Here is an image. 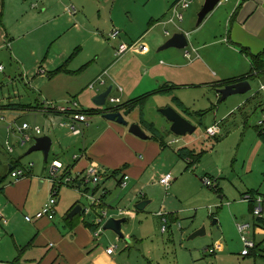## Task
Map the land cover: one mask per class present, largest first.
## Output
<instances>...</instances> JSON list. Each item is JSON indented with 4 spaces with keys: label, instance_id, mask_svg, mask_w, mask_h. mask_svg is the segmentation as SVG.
Wrapping results in <instances>:
<instances>
[{
    "label": "rangeland",
    "instance_id": "rangeland-1",
    "mask_svg": "<svg viewBox=\"0 0 264 264\" xmlns=\"http://www.w3.org/2000/svg\"><path fill=\"white\" fill-rule=\"evenodd\" d=\"M48 1L0 0V67L3 69L0 71V104L2 107H15L19 104H31V102L38 104L37 95L39 92L35 90L38 85L34 82L39 79L36 77L41 68H35L37 58H39L41 66L45 64L46 58L47 61H53L54 66L60 65L66 59L73 60L74 64L71 67H75L76 64L86 65L88 69L84 71L85 75L83 76H90L92 71L97 72L99 67L95 63L98 62V58H103L101 61L103 63L107 56H111L114 47L120 42L110 40L109 35L115 29L111 19L118 20L121 25L117 26V29L123 33L124 31L128 33V29L129 32L131 29L139 36L144 35L142 38H145L142 40L151 47L153 53L169 57V54L175 51L181 52L184 56L186 51L191 50L190 46L182 51L169 48L162 52H160V48L163 45L157 46L161 42H168L176 33H183L184 30L197 27L199 12L205 4V0L193 1L191 8L183 12L186 21L177 24L182 32L177 30L176 26L170 25L168 29L171 36L166 37L163 29L160 30L157 27L159 23L152 20H159L157 15L161 16L163 12L159 0L150 2H146L147 0H121L117 5L114 4V0L107 2L98 0L90 1L86 7L84 0H51L54 2L52 9L47 5ZM33 6H37V8L34 9ZM71 6H76L79 12L73 18L65 13V9ZM155 10L156 12H153ZM47 11L45 16L44 13ZM112 13L113 16H111ZM79 16H83V19L79 20ZM194 18L197 20L195 25L192 22ZM55 19H59V26L55 23ZM218 22V20H214L207 26L214 27ZM205 23L207 22L203 24ZM122 26H127V28ZM215 55L226 57L219 51L215 52L213 57ZM136 58L138 59V57ZM136 63L140 65L141 61L138 60ZM167 65L169 64L167 63ZM25 66L27 69L24 68ZM137 70L135 67L129 76H134ZM105 74L108 75V72ZM105 74L103 72L102 76H99L104 79L105 85L97 84L91 88L99 79L97 78L92 81V85L88 86L87 94L89 95L87 98L89 101L82 100L81 103L86 112L99 111L94 100L96 96L107 91L110 85L109 76L105 79L107 76ZM187 81L185 79L183 84L186 82L185 84L189 85L184 84L185 86L182 88L174 89L171 96L149 97L144 105L135 109L134 113L126 119L131 125L135 124L134 120L141 116L145 122L153 124L163 131L170 130L171 127L163 116L162 110L171 107L197 127V131L193 135H186V137H176L172 134L173 139L179 140V143L167 145L168 147L164 149L165 154L162 156L163 160L156 161L150 167L148 179L142 181L141 185L131 184L129 181L128 188L121 189L119 183L125 175L122 166L119 170H114L120 171V175L111 177L100 188L92 183L84 184L81 191L64 186L60 190V193L63 194H59L58 197L60 200V214L57 218L60 224L58 225H63L65 218L69 215V208L66 205L72 199L76 198L79 200V206L86 208L92 205L93 202L90 198L95 196L96 199L103 200L107 206L124 207L130 210L129 219L123 228L125 236L128 237L126 241L119 238L112 230L104 232L100 238L106 237L105 244L110 247L117 245L116 251L120 252L119 256L126 257L131 264H264L262 260L242 256L244 235L238 229L239 225L253 221L250 203L244 200L245 195L250 189L259 186L264 181H260V176L262 179L264 178L262 175L264 172V150L258 154L259 156L254 162V172L250 168L251 154L260 141L259 130L264 127V108L257 106L264 99V93L258 92L259 84L254 82L252 91L247 96L255 94L259 100L247 101L246 105L238 106L239 100L242 101L243 98H246L245 95H233L222 101L215 94L214 89L207 85H200L201 80L192 81V83ZM128 82L132 81L128 80ZM142 82L139 80V83ZM123 84L121 83V87L124 86ZM121 87L119 90H123ZM117 93L116 88L112 95L117 96ZM174 97L179 98L183 105L178 106ZM69 98L72 99V97ZM42 103L45 102L42 101ZM117 107L118 105L108 102L103 110ZM232 108L235 110L228 114ZM226 114L228 115L226 116ZM4 115L5 120L0 121V160L5 158L14 162L15 165L19 162V165L23 167L34 163V174L42 176L47 181L49 180L48 169L56 155L60 157L59 160L72 162L73 153L77 152L78 154L83 149V145L79 146L78 142L83 138L94 140L95 135L104 134L109 125V122L104 118L95 114L89 115L88 122L95 120L92 130L85 131L84 135L78 137L75 141L77 145L61 148L58 143L63 140L66 142V136L62 133L65 130L60 128L61 119L58 116L36 112V110L6 111ZM217 121L221 125L222 132L215 140L209 138L207 129ZM24 123L28 124L30 128L39 126L44 130L42 136H49L53 140L54 147L48 164L42 152L27 155L32 149L34 140L25 146L19 144L18 141L23 135L19 128ZM10 124L14 130L8 135L6 127ZM141 127L144 126L141 125ZM121 128L126 129V126ZM32 132L28 134L32 135ZM7 140L15 148L13 154L6 153ZM182 148L196 151V154L202 157L200 163L189 167L188 162L181 159L179 155V150ZM140 155H143L142 152L137 156ZM110 172L112 173L113 170ZM111 173L110 176H112ZM2 174L6 178L0 190L4 191L7 187L17 185L11 175L6 172V168L0 169V175ZM167 174H173L174 177L170 189H165L159 184L162 176ZM206 178L212 180L214 186L219 187L221 191L217 192L207 187L204 184ZM136 190L139 192V197L138 194H135L136 197L131 199ZM140 193L142 194L140 195ZM49 197H51V193L46 198L49 199ZM146 197L147 201H153V203L140 212L137 210V206ZM43 199H45L43 190L34 188L30 199L25 204L26 212L18 216L15 221L18 233L29 231L33 223L26 222L25 217H33L36 213H32L30 208ZM127 199H129L128 203ZM159 211L174 216L173 220L171 219V224L167 225L168 231L164 233L162 232L164 222L155 218ZM88 220L94 225L95 221ZM180 224L181 229L179 228ZM204 228V236L191 239L194 233ZM2 231L5 236L13 234L5 227ZM220 243L223 245L224 251L217 248Z\"/></svg>",
    "mask_w": 264,
    "mask_h": 264
},
{
    "label": "crops",
    "instance_id": "crops-1",
    "mask_svg": "<svg viewBox=\"0 0 264 264\" xmlns=\"http://www.w3.org/2000/svg\"><path fill=\"white\" fill-rule=\"evenodd\" d=\"M90 1L95 2L98 0H84L85 7ZM107 1L110 0H106V2ZM120 1L121 0H114V4L117 5V3H119ZM150 1L151 0H147L146 2ZM178 1L179 0H159L163 12L161 16L157 15L159 20H152L159 23L157 27L160 30L162 28L164 34L168 32L170 34V31L168 29L170 25L176 26L175 28L181 31V28L178 26L181 23L178 22V20H175L177 22L176 24L169 23V20L172 17L173 7L177 4ZM46 3L50 7V9H52V5L54 4V2L49 0ZM219 6L220 7L216 8L214 12L211 13L205 20V22L207 23L200 25L199 28L192 25V27L194 28L184 30L183 33L187 34L189 46L191 49L189 51H186V53H184V56L183 54H181V52L175 51L171 52L169 54V57H165L168 55H159L158 53H153L151 47L144 43V40H142L143 38H145H142V36L144 35L139 36L138 33L135 34L131 29L129 32L128 29V33H125V31L124 33L122 32V36L120 39L112 40L118 42L120 41L118 43L119 45H116L114 47L111 56H107L103 63L101 62L103 58H98V62L95 64H97L99 69L97 70V72L92 71L90 76H83L85 75L84 71H87L88 69L86 65L79 66L76 64L75 67H71L74 64L72 62L73 60L66 59L65 61L61 62L60 65L54 66L53 61H47L46 58L45 64L41 66L39 65L40 60L39 58H37L35 68L39 67L41 68V70H46L47 73L46 76L37 75L36 78L39 79H36L34 82L38 85V88L36 87L35 89L39 92V94L37 95L38 104H34L32 102L31 104H19L20 106L23 105L24 107L28 108L22 111L34 110L29 109V107L31 106H40V109H46V102H54L55 104L60 105L64 102L71 101L72 99L78 101L82 107V100L89 101V98H87V95H89L87 94L88 86L92 85V81L99 78L100 75L102 76L103 72L104 74L108 72V75L105 77V79H107V77L109 76V87H113L112 92L114 91V89L116 91L117 88V96H113L112 92L111 96L121 98V105L123 106L124 104H127L144 96L152 95L153 98L157 95L171 96L174 89L189 85L185 84L186 82L184 83L185 85L183 84L185 79L188 80L187 82L191 83L192 81L201 80L200 82L202 83H200V85H207L208 87L214 89L215 94H217L220 100H222V95L219 94V90L225 88L221 87L220 85L231 82L233 80L246 79V81H250L251 86L254 82H257L259 84L258 92L264 93V72L261 75H251V55L259 56L264 52V0H228V2L224 3V5ZM33 8L35 9L37 8V6H33ZM45 10L46 8L44 9V11ZM156 10L153 12H156ZM184 11L185 10H183V12ZM47 13L48 11L45 12L44 15L46 16ZM65 13L70 15L67 12V8L65 9ZM154 15L156 16V14ZM111 16H113V13L111 14ZM183 18V21L185 22L186 18ZM59 19L54 20L58 26ZM78 19H83V16H79ZM111 20L114 24L113 28L117 29V26L120 27L121 24L118 22V20ZM214 20H218V24L214 25V27H208V23L214 22ZM192 22L195 25L197 20L194 18L192 19ZM122 27L127 28V26ZM166 37L169 36L166 35ZM138 42L147 46L149 51L129 52L125 55H122V57L117 56L118 46H120L122 43L132 45ZM15 43L17 42L15 41ZM165 43L167 42H161L157 47H160V45H164ZM244 49H248L249 54H244ZM218 51L226 57H218L217 55L213 57L215 52ZM187 53H189V57L187 56ZM136 57H138V59ZM138 60L141 61L140 65H137L136 63V61ZM163 61H169L167 62L169 65H167V63ZM135 67H137L138 70L136 71V73H134V76H129L132 74ZM24 68L27 69L26 66ZM61 68L63 69L60 70ZM52 73H54V75H51ZM138 74H140V76H138ZM23 77L24 76L22 75V78ZM128 80H131L132 82H128ZM139 80L143 82L139 83ZM121 83H124L123 87H121ZM119 87L123 88V92H120ZM162 91L166 93H160ZM245 96L246 98H243L242 101L239 100L240 103L238 106L246 105L245 102L247 101L254 102L259 100V98L257 99L255 97V94L249 97L247 95ZM69 97H72V99H70ZM75 97H78L79 99ZM42 101L45 103L43 104ZM174 101L178 106L183 105L179 98L174 97ZM257 106L260 108H264V99ZM12 108L13 106H1L0 110L2 112V115H4V112L6 111H13L11 110ZM234 110L235 108H232L228 114L232 113V111ZM41 111L42 110H36V112ZM125 111L127 110L124 109L121 112L124 113ZM134 111L130 115H132ZM228 114H226V116ZM52 115L58 116L61 119L60 128L62 129L63 127H61V124L63 121V117L57 114ZM95 115L103 118L98 114ZM137 120H134L133 123L141 126L140 122L142 121V117L140 116ZM93 121L95 120L93 119ZM93 121H89L86 124H81L83 133L78 136L73 135L69 129L63 128L65 131H62V133H64V135L66 136V142H64L63 140L61 143L59 142L58 145L61 148L63 146L71 147L72 145H77L75 142L76 139L81 135H84L85 131L89 132L92 130ZM108 124V130L104 131V134H96L94 140H90V138H83L82 141L78 142L80 144L79 146L83 145V149L80 150V153L78 154L77 152L73 153L72 162H64V160H59L60 157L58 155H56L52 159L54 160L53 162L59 161L61 163H64L66 167L73 168L72 173H79L81 171L84 172L91 166L95 165L104 175V179L110 176V170H119L120 167L123 166V174H128L130 176L131 184L134 183L135 185H141L142 181L148 179L147 175L150 167L153 166L156 161L163 160L162 156L165 154L164 149H166L169 144L173 145L171 144V142L174 140L172 137L171 129L163 131L156 127L163 135V139L166 142V148H164L162 147L161 142L151 140V132L147 129H144L143 127L142 128L149 137L147 140L138 139L137 137L132 135L128 127H126V129L121 128V125L110 121ZM217 124L218 121L217 123L215 122L211 127H214ZM211 127H208V129ZM31 131H33V137L36 138L37 136L35 135L33 127L25 132L28 134ZM42 135H44V130ZM42 135L41 137H43ZM219 136L220 135H218L217 137ZM209 138L211 137L209 136ZM213 139L217 140V138ZM259 140L260 141L257 143L256 148L251 154L252 164L250 165V168L252 172H254V162L258 158V154L262 150H264V141L260 138ZM52 145L54 147V143ZM184 149H187L190 152H194L195 154L197 153L190 148H182L179 151H182ZM6 150V153L8 154V148ZM140 152H142L143 155L137 156ZM110 154H112L113 156ZM75 157H79V159L76 161L74 160ZM3 159L4 160H0V169L6 168L7 172L8 167L10 166L8 174L11 175V173L14 171V166L12 165V163L14 162H11L10 160L5 158ZM49 159L48 162L46 161L47 164L50 162ZM181 159L183 158L181 157ZM201 160L202 157L200 161ZM34 172L35 166L26 178L17 180L16 186L7 187L6 189H4V191L0 190V211L4 214L6 220L8 221L7 224H0V264H131L130 262H128L126 257L119 256V251H116V253L112 256L108 254L107 250L111 247L110 245L105 244L106 237L95 239V237L93 236V231L91 229L92 224L90 220L85 219L82 216V213L74 217L73 219H69L68 215L65 218L63 225H58L60 224L57 221L58 215L60 214L59 198L56 206L57 215L53 220H48L45 218L36 220L33 222V224H31L32 226H30L28 232L18 233L15 221L18 216H21L23 212H26L27 208L25 204L30 199L33 193V189L36 188L37 190H43L45 199L40 201L33 208H30L32 213H38L39 211H41L44 208V205L50 199V197L49 199H47L46 197L49 196V193L52 194V185L50 184V182L42 176H36ZM262 175L264 176V172L262 173ZM2 176L3 174L0 175V179L2 178ZM261 180H264V178L262 179V177L260 176V181ZM128 186L126 188H128ZM62 194L63 193H60V195ZM135 194H138L139 197V192L138 190H136V192L133 193L131 199H133V197H136ZM141 194L142 193H140V195ZM252 196L256 199H264V181L259 186H255L250 189V191L245 195V197ZM147 200L148 199L146 197L143 201ZM126 201L128 203L129 199H127ZM147 202H149V204L153 203V201ZM78 206L79 200H77L76 198L72 199V201L67 203L66 205V207L69 208V214ZM120 209L126 210L128 208L122 207ZM160 213L166 214L163 211H159L155 218L163 221L162 217L159 215ZM166 216L167 219L170 220L169 224H171V219L173 220L174 216L171 214H166ZM247 224L252 225L251 231L249 232L250 238L254 239L258 243V245L260 244L262 250H264V219L260 221L253 216V221ZM4 227L5 229L13 233L12 236L4 235L5 233L4 231H2ZM217 248L221 251L225 250L221 243ZM251 257L255 260L259 259L264 262V256L253 255Z\"/></svg>",
    "mask_w": 264,
    "mask_h": 264
},
{
    "label": "built area",
    "instance_id": "built-area-1",
    "mask_svg": "<svg viewBox=\"0 0 264 264\" xmlns=\"http://www.w3.org/2000/svg\"><path fill=\"white\" fill-rule=\"evenodd\" d=\"M195 0H179L177 4L173 7L172 10V17L170 18L169 23L176 24L177 22L175 20H178V22L182 23L184 20L183 10H186L192 6ZM228 2V0H221L220 5H224V3ZM67 12L72 15L73 17L78 14V9L76 6H71L67 8ZM122 32L118 29H114L110 34L111 40H118L121 38ZM167 36H170L169 32L166 33ZM117 56L122 57V55H125L129 52H148V47L141 44V43H135V44H127L122 43L118 47ZM187 56L189 57V53H187ZM2 67H0V71H2ZM47 71L46 70H40L38 75L40 76H46ZM107 75V74H105ZM105 85L106 82L103 78H99L95 84L92 85L91 88H94L95 85ZM120 92H123L122 89H120ZM110 102L112 104L120 106L122 104V100L120 98H115L109 95L107 103ZM1 107V104H0ZM42 110L41 113H47V114H57L61 117H63V121L61 124V127L69 129L73 135L78 136L83 133V130L81 129V124H86L88 122V116L89 114L85 113L86 111L82 109L80 103L76 100H71L64 102L60 105L55 104L54 102H46V109H38ZM37 110V111H38ZM5 117L2 115V112L0 110V121H4ZM7 128L8 134L10 135L14 127L10 124ZM30 129V126L28 124H23L22 127L19 128L20 132L23 133L21 138L19 139V144L25 146L29 143H32L35 137L33 135L27 134L25 131H28ZM33 130L35 131V135L37 137H41L43 134V130L39 126L33 127ZM208 135L211 138H217L218 135L221 133L220 125H216L214 127H211L207 130ZM35 141V140H34ZM179 143V140H173L171 144H177ZM6 146H8V152L10 154L14 153V147L11 146L10 142L7 141ZM79 157H75L74 160H78ZM34 163L23 167L20 166L17 169H15L11 173V177L14 181L17 182V180L26 178L34 168ZM73 168L66 167L64 163H61L59 161H55L52 163V165L49 168V182L52 185V194L49 199V201L44 205V208L35 214L34 217L26 216L25 220L28 223H33L36 220L41 219H48L53 220L57 215V203H58V197L60 194V190L64 187H70L74 189H78L81 191L82 186L84 184L92 183L96 185L98 188L101 186V182L104 179V175L99 171L97 166H91L84 172L79 173H72ZM130 176L128 174H125L122 181L119 183V186L121 189H126L128 186V183L130 181ZM174 181L173 174H167L162 176V178L159 181V184L163 186L165 189H170L172 183ZM81 184V186L79 185ZM204 184L207 187H210L212 189H215L216 186H214V182L208 178L204 179ZM92 200V205L90 207L83 206L82 209V216L85 219H92L94 222L93 227H95V231L93 232V236L95 239H99L100 236L104 233V227L109 222L111 218L115 219H121V218H127L130 216L129 211L120 209V208H114L110 206H105L103 203V200L96 199L95 196H92L90 198ZM247 202H252L255 205L253 216L257 219L263 220L264 219V199H256L253 196L252 197H245L244 199ZM162 217V220L164 222L163 226V232L167 231V225L169 224V220L167 219L166 214L160 213L159 214ZM7 220L4 216V214L0 211V224H7ZM179 228L181 229V224L179 225ZM252 225L250 224H241L238 226L239 232L244 235L243 237V246L244 250L242 252L243 257H248L251 255L252 251L257 250L258 243L250 238L249 232L251 231ZM118 249L117 245H113L111 248L107 250L109 255H113L116 253V250Z\"/></svg>",
    "mask_w": 264,
    "mask_h": 264
},
{
    "label": "water",
    "instance_id": "water-1",
    "mask_svg": "<svg viewBox=\"0 0 264 264\" xmlns=\"http://www.w3.org/2000/svg\"><path fill=\"white\" fill-rule=\"evenodd\" d=\"M221 0H205V4L202 10L199 12V20L197 27L199 28L208 16L214 12V10L220 5ZM189 46L188 36L186 33H176L167 43H165L161 48L160 51L169 50V48H175L179 50H184ZM113 90V87H109L107 91L104 93L96 96L94 102L96 108L102 111L98 113V115L102 116L108 122H114L121 126H126L129 128V131L132 135L137 137L138 139L147 140L149 137L144 131V129L139 126L138 124H131L127 121V117L130 116L132 113L130 110L123 112H116L115 108L103 110L108 104V98ZM252 90V86L249 80L244 82H239L235 84H231L226 86L223 89L219 90V94L222 95V100H227L231 98L233 95H247L248 92ZM162 114L165 119L169 122L171 127V133L176 137H186V135L190 134L193 135L197 131V127L193 126L187 119H185L178 111L174 110L173 108H166L162 110ZM34 144L32 145V149L28 152L27 155H32L34 152H42L44 154L45 161L48 162L50 152L53 147L52 139L47 137H36L34 139ZM109 179H103L101 182V186L105 185ZM81 186V184H79ZM149 202L143 201L142 203L138 204L137 210L142 212L148 206ZM83 206L76 207L70 214L69 219H73L74 217L80 215L82 213ZM127 218L115 219L111 218L109 222L104 227V232L106 231H113L119 238L123 240H127L128 237L125 236L124 233V225L127 223ZM217 223V222H216ZM205 235V228L201 231L194 233L191 236V239H196L197 237H201Z\"/></svg>",
    "mask_w": 264,
    "mask_h": 264
},
{
    "label": "trees",
    "instance_id": "trees-1",
    "mask_svg": "<svg viewBox=\"0 0 264 264\" xmlns=\"http://www.w3.org/2000/svg\"><path fill=\"white\" fill-rule=\"evenodd\" d=\"M243 51H244V54H246V53L249 54L248 53L249 52L248 49H244ZM251 63H252L251 75L252 76L261 75L264 72V52L262 53V55H259V56L251 55ZM62 69L63 68H61L60 70H62ZM51 75H54V73H52ZM244 81H246V79L233 80L231 82L224 83L223 85H220V86L221 87H226V86H229L231 84L244 82ZM160 93H166V92L162 91ZM151 96L152 95L145 96L143 98H139V99L131 101V102L127 103V104H124V106L123 105L118 106L117 108H115V111L116 112H121V111H123L125 109V110H130L131 112H133L135 109L139 108V106L144 105V102H146L148 100V98L151 97ZM40 108H41L40 106L39 107H32V106L29 107V109H34V110H38ZM24 109H28V108H26L24 106H20V105L19 106H15V107L13 106V108H12L13 111H15V110L21 111V110H24ZM97 112L101 113L102 111L93 110V111L85 112V113H87L89 115H93V114H97ZM143 120L144 119L142 117V121L140 122L141 123L140 125H143L145 127V128L143 127L144 129H147V130H149L151 132L152 136L150 137V139L153 140V141L161 142L162 147L166 148V142L164 141L163 135L160 133V131L156 127H154L153 124H148V123H146ZM259 138L264 141V127H261L260 130H259ZM179 155L186 162H188L189 167L193 166V165H196L197 163H199V161L201 159L200 155H196L194 152H190L187 149H184V150L180 151ZM12 165L14 166V170L17 169L18 167H20L19 162H17V165H15L14 163H12ZM9 167H8V170H9ZM8 170H7V173L9 172ZM119 173H120V171H113L111 173L112 176L108 177V179H110L113 176L120 175ZM5 178L6 177L3 175L2 178L0 179V187L5 182ZM219 189H220L219 187H216L214 190L219 192V191H221ZM253 196H255V195H253ZM250 204H251V206H250L251 212L253 214L255 205L252 202H250ZM91 229H92L93 232L95 231V227L91 226ZM257 248L258 249L252 251L251 255L248 256V257H251L253 255L254 256H257V255L264 256V250H262L260 244L257 246ZM248 257H246V258H248Z\"/></svg>",
    "mask_w": 264,
    "mask_h": 264
}]
</instances>
